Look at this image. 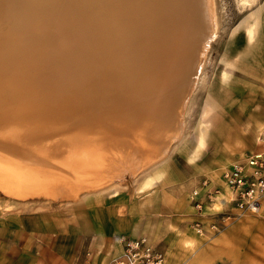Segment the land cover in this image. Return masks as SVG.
<instances>
[{
    "label": "rangeland",
    "instance_id": "374dc122",
    "mask_svg": "<svg viewBox=\"0 0 264 264\" xmlns=\"http://www.w3.org/2000/svg\"><path fill=\"white\" fill-rule=\"evenodd\" d=\"M212 1L218 27L210 37L203 34L201 76L185 105V90L177 95L170 128L160 130L156 142L149 145L137 134V154L120 143L116 150L107 145L112 152L107 148L101 155L99 148L86 149L89 141L82 133L88 130L79 127L82 120L56 117L35 125L16 114L15 106L7 117L0 113L1 248L5 243L11 249L33 247L53 236L85 254L87 262L96 259L101 246L96 254L109 263L121 253L122 237H147L165 253L167 264H264V203L259 214H237L223 181L232 165L264 152V0ZM251 24L252 40L246 31ZM227 68L232 71L224 78ZM69 112L82 115L86 109L77 105ZM5 118L12 119L7 121L11 128L18 121L9 134L4 133ZM201 132L206 143L196 153ZM117 133L104 138L127 139L126 133ZM150 178L151 185L143 188ZM195 192L203 199L202 210L195 206ZM23 219L30 233L41 234L38 238L21 236ZM214 224L219 231L212 229Z\"/></svg>",
    "mask_w": 264,
    "mask_h": 264
},
{
    "label": "bare ground",
    "instance_id": "6f19581e",
    "mask_svg": "<svg viewBox=\"0 0 264 264\" xmlns=\"http://www.w3.org/2000/svg\"><path fill=\"white\" fill-rule=\"evenodd\" d=\"M217 27L212 0H0V113L7 117L15 106L16 114L35 125L56 117L82 120L86 149L107 153V145L113 150L120 143L137 154V134L149 145L156 142V134L170 128L177 95L185 90L183 104L188 102L201 76L203 34L210 37ZM246 31L254 39V24ZM77 105L86 112L73 116L69 109ZM9 118L6 134L20 120L13 118L11 128ZM114 128L127 139L110 138ZM200 134L196 153L206 143V134ZM152 182L146 180L143 188Z\"/></svg>",
    "mask_w": 264,
    "mask_h": 264
},
{
    "label": "built area",
    "instance_id": "2783aa9c",
    "mask_svg": "<svg viewBox=\"0 0 264 264\" xmlns=\"http://www.w3.org/2000/svg\"><path fill=\"white\" fill-rule=\"evenodd\" d=\"M223 181L229 196L228 203L237 210V214H259L264 203V152L251 154L232 165L223 174ZM193 199L196 208L202 210L204 202L199 192L194 193ZM196 228L203 233L200 223ZM212 229L219 231L215 224ZM120 242L122 251L109 264H167L165 253L147 237H122Z\"/></svg>",
    "mask_w": 264,
    "mask_h": 264
},
{
    "label": "crops",
    "instance_id": "0c3cea01",
    "mask_svg": "<svg viewBox=\"0 0 264 264\" xmlns=\"http://www.w3.org/2000/svg\"><path fill=\"white\" fill-rule=\"evenodd\" d=\"M158 178V177H157ZM227 193V191H225ZM27 222V223H26ZM23 223L21 229V236L25 239H29L30 236L39 237L41 234L30 233L28 227V221ZM26 223V224H25ZM30 234V235H29ZM42 242L36 243L35 246L30 247L25 245H12L7 243L3 244L1 248L0 244V264H109V258H105L104 255H97L96 252L101 250V246L94 252V258L92 262L86 261V255L77 251L72 246H64L60 243V240L53 236H45L42 238ZM103 248V247H102ZM104 254L109 252V248L103 249ZM101 251V252H103ZM100 252V251H99ZM108 255V254H107ZM108 257V256H107ZM104 259V260H103ZM106 259V260H105Z\"/></svg>",
    "mask_w": 264,
    "mask_h": 264
}]
</instances>
